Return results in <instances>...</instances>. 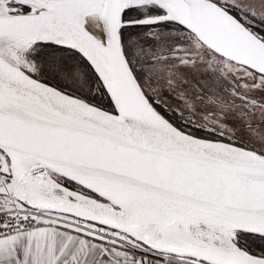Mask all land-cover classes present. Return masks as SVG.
I'll return each mask as SVG.
<instances>
[{
	"label": "snow or ice",
	"instance_id": "6c2138e0",
	"mask_svg": "<svg viewBox=\"0 0 264 264\" xmlns=\"http://www.w3.org/2000/svg\"><path fill=\"white\" fill-rule=\"evenodd\" d=\"M0 264H264V0H0Z\"/></svg>",
	"mask_w": 264,
	"mask_h": 264
}]
</instances>
